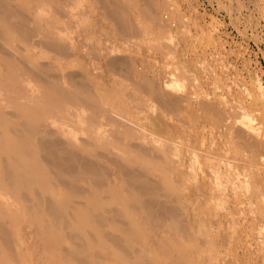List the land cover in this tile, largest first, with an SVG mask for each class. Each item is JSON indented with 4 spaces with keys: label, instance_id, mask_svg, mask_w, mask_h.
Returning a JSON list of instances; mask_svg holds the SVG:
<instances>
[{
    "label": "bare ground",
    "instance_id": "6f19581e",
    "mask_svg": "<svg viewBox=\"0 0 264 264\" xmlns=\"http://www.w3.org/2000/svg\"><path fill=\"white\" fill-rule=\"evenodd\" d=\"M63 1L0 0V262L235 264L237 257L231 253L233 256L227 257L226 252L221 253L224 250L217 249L222 231L217 229L215 210L221 203H216L219 187H213L212 151L202 148L201 161L209 171L203 168L201 179L200 174L198 179L194 176L198 184L190 188L185 179L192 173L183 172L180 149L171 146L173 140L158 136V141L150 138L148 146L147 138L144 145L148 147L134 141L142 132L137 134L138 124L133 118L121 115L120 106L115 104L117 97L108 96L106 100L109 103L110 99L111 105L105 107L102 98L106 92L100 94L102 88L97 79L77 59L74 65H81V70L73 72L76 68L72 69L71 57L79 55L80 42L76 45L70 37L73 33H67V23L77 12L71 9L69 0ZM100 1L121 32L137 29L129 14L132 0L123 4L122 0ZM140 4L141 15L148 25L156 27L158 39L165 37L154 3L144 0ZM49 7L53 13L47 11ZM47 12L52 15L50 20ZM79 13L78 16L82 12ZM70 15L71 21L66 22ZM84 23L76 26L85 30ZM44 47L55 52L48 60L43 58L46 61L42 59ZM83 47L80 50L84 51ZM127 56L109 58L107 64L126 71L139 88L153 93L166 109L175 110L180 99L174 97L173 89L163 87L170 81L157 86L154 79L137 71L135 60ZM136 103L150 109L140 100ZM87 106L89 115H85ZM243 111L241 106L228 108L217 103L208 112L220 113L222 122H226L231 114L242 115ZM119 128L121 135L117 133ZM244 129L239 128L238 133ZM254 138H243L250 147L246 156L240 148L232 150L243 166L254 168L257 175L259 152L254 146L258 138ZM235 178L233 172L227 173V179H231L227 181ZM221 179L224 182L223 176ZM238 200L239 204L245 203L244 199ZM246 202L249 204L248 199ZM256 231L260 233L254 236L253 256L247 257V262L243 260V264H264V232ZM223 233V237L227 236ZM222 234L223 245L227 238L224 240ZM233 237L232 243L239 239Z\"/></svg>",
    "mask_w": 264,
    "mask_h": 264
},
{
    "label": "rangeland",
    "instance_id": "374dc122",
    "mask_svg": "<svg viewBox=\"0 0 264 264\" xmlns=\"http://www.w3.org/2000/svg\"><path fill=\"white\" fill-rule=\"evenodd\" d=\"M126 1L129 0H122L121 3ZM143 1L135 0L136 5L133 0L129 2V8H131L129 14L133 22H136L137 29L132 32H121L122 30H119L109 15L104 12V3L100 0H69L71 9L77 13L74 14L71 10L73 17L70 15L69 20L68 18L65 19L66 22L72 20L67 23V33H73L70 34L71 36L68 35L76 45L80 42L78 44L79 55L71 57L75 59H73V64L72 59L69 58V65H73L72 69L75 67L77 71L76 69L74 71L69 69L73 72H79L78 69L81 65L78 64L81 62L86 67L85 69L90 71L91 76L97 79L102 88L100 94L106 92L105 97L102 96L103 94L101 95L105 107L111 105L112 96L117 97L115 104L120 106L121 115L124 114L126 117L129 115L136 121L139 128L135 127L137 134L138 131L145 133L143 135L139 132L141 133L137 135L139 140L134 139V141H141L138 143L146 146L152 142L151 139L158 141V136L162 137V140L164 138L173 140L171 146L180 149L179 155L183 159V172H188L190 175L192 173L189 179H185L187 187L196 186L199 176L201 179L202 171H209V168L203 167L200 154H202V148H210L213 157V172H215L213 187H219L220 193V198L216 203H221L215 210L216 220L221 226L219 227L218 223L217 229L221 228L219 229L220 232L227 233V236L224 237V233H221L224 240L227 238L223 242L224 246L221 242V240L223 241L221 234L219 235L217 249L219 251L224 250L221 253L225 254L226 252L227 257L234 255L238 258L239 264H243V260L247 262V257L252 258L253 256L254 236L260 233L256 230L264 232V0H149L154 3L157 16L160 18L158 20H161L165 30V37L159 39L156 27L151 24L148 25L140 13L142 8L140 2ZM47 11L50 12L51 8L49 7ZM48 15L50 20L52 15L49 13ZM76 15L77 18H75ZM47 17H45L46 20H48ZM74 18L77 22H73ZM83 23L85 25V30L82 27L84 31L81 27H77ZM168 32H170L169 35H167ZM75 36L80 41L78 38H73ZM83 38L85 45L83 41L81 43ZM81 47H83L82 49L85 48L84 51L80 50ZM42 49L49 53L48 55L45 53V57L42 56V59L48 60L55 54L49 48L44 47ZM126 56L132 58L133 61L135 60L134 68L154 79L157 86L162 87V81H170L172 85L166 83L167 87H163L173 89L176 93L174 97L180 99V105L175 110H172L173 108H169L171 111L166 109L157 97L153 96V93L151 94L149 90H144V88H139L126 71L123 73L124 70L120 67L116 69L107 64V60ZM42 59L40 58V60ZM45 59L43 60L46 61ZM76 59L79 61L78 64L74 65ZM169 77H172V80H168ZM173 77L178 79H173ZM113 91L116 92L115 95L112 94ZM108 96L111 97L109 103L106 100ZM138 100L144 104H149V111L142 108L144 105L140 107V104L136 103ZM217 103L225 104L228 108L241 106L244 113L242 115L239 113L231 114L232 118L228 114L231 119L227 118L226 122H224L225 120L222 122L220 113L208 112ZM85 109V115H87L89 113L88 106ZM161 109L165 110L164 113ZM150 111H153L154 114ZM141 112L146 115L141 116ZM223 115L224 118V111ZM140 119L142 120L140 121ZM227 124L229 126L231 124V126L229 127ZM258 126L259 130L257 129ZM107 127L105 129L109 130L110 126ZM140 127L143 131H148L143 132ZM242 127L245 129L242 133H238V129ZM119 130L117 133L121 135L123 133L122 128ZM109 136L108 138H111L112 135ZM252 137L258 138V141L254 138L257 142L254 148H258L259 152V157L256 158L258 161L257 175L254 168H250L247 164H245L247 167L243 166L241 160H238L236 154L233 153L235 148H240V152L246 156L245 154H248L250 147L244 143L243 138L247 140V138L251 139ZM122 138L124 139L125 136ZM125 139L127 140V138ZM167 139L166 141H168ZM145 142L146 145H144ZM224 158L226 159L224 160ZM190 162L192 163L190 164ZM183 166L185 167L183 168ZM203 168L204 170H202ZM229 171L233 172L236 177L231 182H229L231 179H227ZM219 173L222 174L219 175ZM194 176H197V179ZM222 176L225 179L224 182L221 179ZM256 188L258 189L254 191ZM237 198L244 199L242 201L245 203L241 202L240 205ZM247 199L249 204L246 202ZM233 236H239V239L235 238L232 243ZM227 243L228 245H226ZM230 253L233 255L230 256ZM237 261L235 264H238ZM0 264L2 263L0 262Z\"/></svg>",
    "mask_w": 264,
    "mask_h": 264
}]
</instances>
